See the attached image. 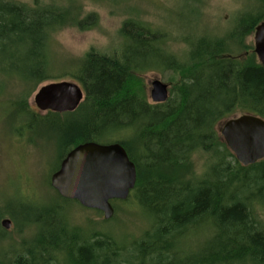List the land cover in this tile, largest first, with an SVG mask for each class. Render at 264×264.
Returning a JSON list of instances; mask_svg holds the SVG:
<instances>
[{
	"label": "trees",
	"instance_id": "obj_1",
	"mask_svg": "<svg viewBox=\"0 0 264 264\" xmlns=\"http://www.w3.org/2000/svg\"><path fill=\"white\" fill-rule=\"evenodd\" d=\"M256 5L224 35L188 40L180 59L169 50L165 32L125 20L117 54L90 51L63 74L84 92L78 108L40 116L26 108V98L60 77L53 72L52 35L64 26L92 30L98 16L81 17L73 0L66 8L0 0V94L7 80L19 84L20 114L32 122L54 124L62 116L86 114L83 125L71 121L60 129L61 158L81 143L117 137L113 143L135 165L136 184L126 200L112 203L127 205L134 199L151 219L148 229L127 243L104 233H94L96 239L90 241L78 228L55 227V234L38 235L31 247L1 249L0 264H54L57 254L66 256L58 257L60 264H264L259 213L264 207V160L242 167L215 129L235 114L264 120V68L257 58L241 62L236 56L264 21V0ZM153 70L179 77L164 103L149 102L140 85L139 77ZM197 151L214 154L200 177L189 174ZM49 213L43 211L38 221ZM4 235L0 226V240ZM192 239L195 243H188Z\"/></svg>",
	"mask_w": 264,
	"mask_h": 264
},
{
	"label": "rangeland",
	"instance_id": "obj_2",
	"mask_svg": "<svg viewBox=\"0 0 264 264\" xmlns=\"http://www.w3.org/2000/svg\"><path fill=\"white\" fill-rule=\"evenodd\" d=\"M14 1L29 6L55 4L64 8L69 4V0ZM73 4L78 7L81 17L95 13L98 26L85 31L64 26L52 35L49 50L53 72L60 77L39 87L53 82H73L63 77V74L73 67L77 59H82L90 51L108 56L117 54L122 46L119 29L127 19L140 21L151 29L165 32L168 35L169 50L180 59L185 58L188 40L201 35L222 36L231 31L241 14L257 6L256 0H73ZM71 11L77 14L76 10ZM253 49L251 33L244 40L243 51L236 56L241 62L252 61L256 59ZM139 79L149 102L150 82L153 79L167 84L169 91L179 82L178 76L165 70L145 72ZM21 89L15 81L7 80L0 94V222L3 219L11 221V228L7 231L3 229L5 235L1 237L0 250L18 249L22 244L31 247L36 243L38 235L47 232L55 234L57 231L54 228L61 226L80 229L90 241L96 239L94 233L112 236L120 243L139 238L148 229L151 219L134 199L131 198L127 205L112 203L114 214L110 220L104 221L100 212L85 209L75 201L61 199L50 187V176L63 159L60 129L68 126L71 121L83 125L86 114L72 118L62 116L54 124L46 121L32 122L29 115L20 114L21 101L17 98L22 94ZM36 90L27 95L26 108L32 113L45 116L46 113L39 112L33 103ZM239 115L235 114L231 118ZM224 121L219 122L215 128L219 139ZM115 139L117 137L105 135L96 142L111 144ZM211 154L204 151L194 153L189 161V174L194 177L205 174L214 155ZM43 211L50 213L38 221ZM259 213L264 221V207L259 209ZM203 236L202 231L201 238ZM188 243L195 242L192 239ZM58 257L60 260L66 259L65 255L57 254V263L54 264H60Z\"/></svg>",
	"mask_w": 264,
	"mask_h": 264
},
{
	"label": "water",
	"instance_id": "obj_3",
	"mask_svg": "<svg viewBox=\"0 0 264 264\" xmlns=\"http://www.w3.org/2000/svg\"><path fill=\"white\" fill-rule=\"evenodd\" d=\"M254 54L264 68V21L253 32ZM150 101L166 102L169 86L159 79L150 82ZM84 99L82 88L74 82L62 81L42 85L33 95V103L41 113L74 112ZM220 140L235 160L248 167L264 160V120L243 114L225 120L219 131ZM50 187L64 200L101 213L103 220L114 214L112 201H124L136 184V169L119 143H81L72 148L50 176ZM0 226L11 228L3 219Z\"/></svg>",
	"mask_w": 264,
	"mask_h": 264
},
{
	"label": "flooded vegetation",
	"instance_id": "obj_4",
	"mask_svg": "<svg viewBox=\"0 0 264 264\" xmlns=\"http://www.w3.org/2000/svg\"><path fill=\"white\" fill-rule=\"evenodd\" d=\"M68 152H69V151H68ZM68 152H67V153H68ZM67 153H66V154H67ZM66 154H65V155H66ZM65 155L63 156V158L65 157ZM61 161H62V159H61ZM61 161H60V162H61ZM60 162H59V164H60ZM58 166H59V165H58ZM57 168H58V167H57ZM56 170H57V169H56ZM56 170H55V171H56ZM55 171H54V172H55ZM49 181H50V179H49ZM49 185H50V183H49ZM57 195H58V194H57ZM59 197H60V196H59ZM68 201H69V200H68Z\"/></svg>",
	"mask_w": 264,
	"mask_h": 264
}]
</instances>
